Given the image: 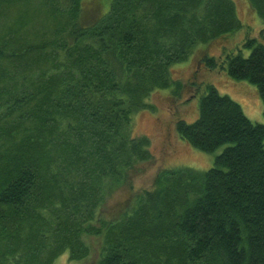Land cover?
<instances>
[{"label":"trees","instance_id":"obj_1","mask_svg":"<svg viewBox=\"0 0 264 264\" xmlns=\"http://www.w3.org/2000/svg\"><path fill=\"white\" fill-rule=\"evenodd\" d=\"M248 3L264 18V0ZM238 26L232 0H0V264L80 258L86 233L104 239L96 264H264V124L208 83L175 131L202 152L222 147L213 165L162 169L90 224L150 158L131 120L154 90L182 88L169 67ZM243 45L246 56L202 60L254 84L264 114V44Z\"/></svg>","mask_w":264,"mask_h":264},{"label":"rangeland","instance_id":"obj_2","mask_svg":"<svg viewBox=\"0 0 264 264\" xmlns=\"http://www.w3.org/2000/svg\"><path fill=\"white\" fill-rule=\"evenodd\" d=\"M232 1L239 26L206 43L198 38L189 56L169 67V77L175 82L180 81L182 88L154 90L147 99L151 107L132 117L131 135L148 139L150 158L133 164L128 181L108 194L96 210L90 222L92 227L101 229L102 221L113 218L117 210L120 212V208L133 204L136 193L152 188L153 179L160 170L181 167L205 170L213 165L214 157L222 147L211 153L202 152L181 140L175 131L177 119L191 122L197 117L198 100L205 92L207 83L212 84L220 94H226L238 102L251 121L264 124L263 104L255 85L246 80L232 79L223 70H211L202 60L214 56L218 62L225 63L227 53L238 51L246 56L249 48L243 44L249 38L264 44V18L249 5L248 0ZM39 26L40 22L35 23V27ZM81 238L88 247L86 255L71 259L65 250L56 257L53 264H96L104 251L102 234L86 233Z\"/></svg>","mask_w":264,"mask_h":264}]
</instances>
